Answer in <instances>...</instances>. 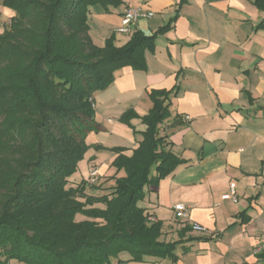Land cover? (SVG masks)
<instances>
[{
    "label": "crops",
    "instance_id": "1",
    "mask_svg": "<svg viewBox=\"0 0 264 264\" xmlns=\"http://www.w3.org/2000/svg\"><path fill=\"white\" fill-rule=\"evenodd\" d=\"M127 7L153 16L118 34ZM13 15L0 0V34ZM87 23L97 47L110 37L121 47L135 32L152 41L143 70L123 67L93 94L97 128L85 138L88 149L69 187L96 170L98 179L84 194L112 193L124 176L112 166L119 155L113 150L130 157L138 148L153 90L170 92V116L158 132L183 161L158 185L145 187L138 203L160 223L159 240L176 243L173 259L133 262L122 253L111 264H264V0H121L116 8H89ZM127 112L136 115L128 124L120 120ZM231 183L236 202L223 198ZM177 204L187 208V220L176 217Z\"/></svg>",
    "mask_w": 264,
    "mask_h": 264
},
{
    "label": "trees",
    "instance_id": "2",
    "mask_svg": "<svg viewBox=\"0 0 264 264\" xmlns=\"http://www.w3.org/2000/svg\"><path fill=\"white\" fill-rule=\"evenodd\" d=\"M120 5L3 0L14 15L0 34V264H111L122 253L133 262L173 259L176 243L161 242L160 223L138 205L145 187L183 163L158 132L170 116V92H149L153 107L141 118L147 128L132 155L113 150L119 155L112 166L124 176L110 195L86 196L84 181L68 185L88 149L87 134L97 128L93 94L112 83L115 71L145 68L152 37L135 32L121 47L113 37L103 47L89 37V8ZM135 117L127 112L120 120Z\"/></svg>",
    "mask_w": 264,
    "mask_h": 264
},
{
    "label": "built area",
    "instance_id": "3",
    "mask_svg": "<svg viewBox=\"0 0 264 264\" xmlns=\"http://www.w3.org/2000/svg\"><path fill=\"white\" fill-rule=\"evenodd\" d=\"M153 16V13L149 10L142 9V8H131L127 7L124 9L120 24L116 28L115 32L118 34H128L130 32L131 26L134 24V22L138 19H149ZM188 119V117H186ZM98 179V172L96 170H91L88 174V177L86 179V184L88 185H94ZM224 199L230 200L232 202H236V194H235V184L231 183L228 188V192L223 196ZM173 210L175 212V215L180 220H187L188 210L187 208L182 204H177L173 207ZM153 222V221H152ZM198 228L199 227H195Z\"/></svg>",
    "mask_w": 264,
    "mask_h": 264
},
{
    "label": "rangeland",
    "instance_id": "4",
    "mask_svg": "<svg viewBox=\"0 0 264 264\" xmlns=\"http://www.w3.org/2000/svg\"><path fill=\"white\" fill-rule=\"evenodd\" d=\"M0 26H1V28L3 27V25H0ZM6 26H7V25H4V27H6ZM76 180H78V179H76ZM69 181H70V182H75L74 179H71V180L69 179ZM78 181H79V180H78ZM78 181H76V182H78Z\"/></svg>",
    "mask_w": 264,
    "mask_h": 264
}]
</instances>
